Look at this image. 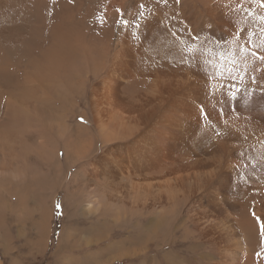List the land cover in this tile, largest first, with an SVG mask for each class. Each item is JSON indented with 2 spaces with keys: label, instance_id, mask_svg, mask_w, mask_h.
Here are the masks:
<instances>
[{
  "label": "bare ground",
  "instance_id": "obj_1",
  "mask_svg": "<svg viewBox=\"0 0 264 264\" xmlns=\"http://www.w3.org/2000/svg\"><path fill=\"white\" fill-rule=\"evenodd\" d=\"M83 1L0 19V203H84L96 264H264V2Z\"/></svg>",
  "mask_w": 264,
  "mask_h": 264
},
{
  "label": "rangeland",
  "instance_id": "obj_2",
  "mask_svg": "<svg viewBox=\"0 0 264 264\" xmlns=\"http://www.w3.org/2000/svg\"><path fill=\"white\" fill-rule=\"evenodd\" d=\"M21 1L23 0H6L5 4L0 8V19L2 20L4 16H13L14 14L15 16L13 17L15 19L19 18V11L16 10L18 4L23 5ZM136 1L127 0V4L125 5L131 7ZM86 2L94 3L93 10L97 11L104 6L103 4L106 3V0H84L83 4ZM143 4L148 7L146 1L139 0L137 11L140 10ZM13 8H16V10L13 11ZM73 170L75 171V169ZM73 170L67 171L65 182L66 179L67 181L69 180L74 172ZM40 185L46 187L48 184L42 181ZM15 191L16 197H13L11 200H9V197H6L7 204L11 207H14V204L17 203L14 211L8 210L5 205L0 203V264H96L98 263L97 259H104L107 256V246L113 241V237L91 247L82 242V236L84 233L89 232V227H92V221L94 222L88 215H83L82 204L84 203L80 205L76 202V198L66 196L63 190L58 193L55 191L56 194L54 193L50 206L49 201L53 195V191L48 192L47 195L42 194V191L40 195H34L33 189L31 192L28 191L26 193L21 185L16 187ZM0 196L4 197L1 194ZM17 198H20L18 202L16 201ZM35 200L36 202H34ZM1 201L3 202L4 200L1 199ZM22 202L29 203L27 206L31 210H26ZM45 207L49 208V212L46 223L43 225L39 221L38 213L44 211ZM53 232L55 236L52 235ZM65 233H70L72 238L69 239L70 235L66 237ZM53 236L55 239H53ZM155 249L154 246H150L144 257L140 258L141 261L138 264L145 263L143 260L148 259L156 260L155 262H159L160 264L161 262L162 264H167L163 259V255L157 253ZM89 254L96 260H93V258L90 260V257H87L91 256ZM188 263L195 264V260L189 259ZM112 264H127V260L120 261V263L113 262Z\"/></svg>",
  "mask_w": 264,
  "mask_h": 264
},
{
  "label": "snow or ice",
  "instance_id": "obj_3",
  "mask_svg": "<svg viewBox=\"0 0 264 264\" xmlns=\"http://www.w3.org/2000/svg\"><path fill=\"white\" fill-rule=\"evenodd\" d=\"M262 2H264V0H262ZM141 7H143V6H141ZM141 15H143V13H141ZM241 51H243V49H241ZM221 59L223 60V58H221ZM261 59H264V58H261ZM233 87L235 88V85H233ZM234 95H235V92H233V96ZM261 230H262V232H264V223L261 224Z\"/></svg>",
  "mask_w": 264,
  "mask_h": 264
},
{
  "label": "trees",
  "instance_id": "obj_4",
  "mask_svg": "<svg viewBox=\"0 0 264 264\" xmlns=\"http://www.w3.org/2000/svg\"><path fill=\"white\" fill-rule=\"evenodd\" d=\"M57 226H58V225H57ZM58 229H59V228H58ZM55 230H56V229H55ZM52 235H54V236H55L54 232H53V234H52ZM54 236H53V239H55V238H54Z\"/></svg>",
  "mask_w": 264,
  "mask_h": 264
}]
</instances>
